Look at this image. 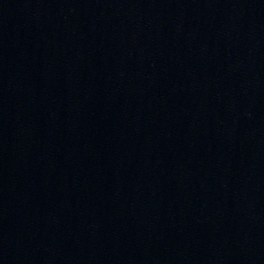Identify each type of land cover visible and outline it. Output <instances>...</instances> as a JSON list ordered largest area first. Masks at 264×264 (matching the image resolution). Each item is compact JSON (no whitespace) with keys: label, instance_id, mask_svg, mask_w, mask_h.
<instances>
[{"label":"water","instance_id":"obj_1","mask_svg":"<svg viewBox=\"0 0 264 264\" xmlns=\"http://www.w3.org/2000/svg\"><path fill=\"white\" fill-rule=\"evenodd\" d=\"M0 264H264V0H0Z\"/></svg>","mask_w":264,"mask_h":264}]
</instances>
